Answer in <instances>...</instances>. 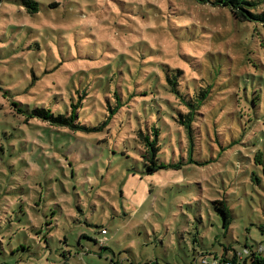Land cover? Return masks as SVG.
I'll use <instances>...</instances> for the list:
<instances>
[{
  "label": "rangeland",
  "instance_id": "1",
  "mask_svg": "<svg viewBox=\"0 0 264 264\" xmlns=\"http://www.w3.org/2000/svg\"><path fill=\"white\" fill-rule=\"evenodd\" d=\"M36 1L31 13L21 0H0V108L26 128L13 102L54 111L81 102L76 122L110 123L90 132L54 127L53 153L40 152L37 191L28 190L30 201L44 190L52 205L25 217L21 222L34 226L13 233L10 244L4 239L0 264H111L113 254L95 253L94 239L82 238L91 251L79 241L82 232L99 238L102 224L120 264H204L195 251L213 248L233 259L246 245L264 246V25L197 0ZM167 76H177L180 95L169 90ZM202 95L191 137L180 114L192 110L184 100ZM154 123L162 129L159 157L185 164L128 177V167L142 168L130 137L139 124ZM61 129L71 133L59 135ZM15 132L1 136L0 171L4 164L8 172L12 164L20 168L6 150ZM92 158L94 173H87ZM5 187L11 189L0 178V194ZM215 199L232 210L227 229ZM44 211L57 223L48 241L36 229ZM21 243L26 249L13 251Z\"/></svg>",
  "mask_w": 264,
  "mask_h": 264
},
{
  "label": "trees",
  "instance_id": "2",
  "mask_svg": "<svg viewBox=\"0 0 264 264\" xmlns=\"http://www.w3.org/2000/svg\"><path fill=\"white\" fill-rule=\"evenodd\" d=\"M201 3H211L215 6H226L231 8L234 15L237 19L240 20H250V21H260L264 25V10H260L259 6L264 3V0H197ZM22 4H19L23 6L24 4L33 10L31 13H35L38 11V4L39 2L36 0H21ZM24 3V4H23ZM24 5V6H25ZM29 11V10H28ZM30 12V11H29ZM107 78V81H112V76H105ZM152 77V76H151ZM168 81V87L171 92L174 94L180 95L179 90L177 88L178 82H177V76H167ZM8 92H5V94ZM147 93V92H146ZM115 94H118L117 92ZM205 98L204 95H202V98L198 99L195 103L191 100H184L188 106L192 110H190L187 114H180L181 120L180 122L183 125H186V128L188 130L189 135L192 137V122L194 119V115L196 113V109L199 107V103ZM116 101L118 102L117 107L119 108L122 105L120 96H116ZM80 103H70L68 106L66 103H64V108L62 111L57 110L54 111L50 106L46 105H37V103H25L23 105H19L16 102H13V106L16 107L17 111L20 112L29 122L28 124L24 122L25 127L19 123L20 121L11 114H8L5 110L0 108V142H2L1 136L6 137L13 128L14 130H18V132L13 133L15 136L12 138H8L10 142H13L14 144H9L6 146H3V149L6 147V150L10 153V161L15 163L17 167H20L19 169L12 168V165L10 166L12 170L9 172L6 171L4 168L6 164L1 168L3 169L0 171V178L4 181L8 182V187L11 189H8L7 187L2 188V193L0 194V210L3 211L4 216L7 214L10 216H6L4 220L0 218V226L1 224L5 223L10 225V230L4 233L2 230H0V247H3L5 244V240L8 241L7 243L12 242V236L13 233H20L22 230H26L27 228L33 227L32 223H22L23 220H25V217L30 220L31 214L36 213L40 210L42 203L46 206V202L43 201V191L42 195L40 193L39 196L36 195V199H33L30 201L31 192L28 190H33L34 192L37 191V182H34V180H37L38 174L41 172V170L37 169L38 167V160L40 152L42 151L45 154L53 153V146H51L52 143V135L54 131H57L55 126L63 127V128H72L74 130H82V131H102L106 128V126L110 123L108 120H105L103 123H97V124H91L90 127L81 124L80 122H76L78 119L81 118V110L80 109ZM34 105V106H33ZM1 106V104H0ZM116 108V110L118 109ZM8 116V118H6ZM5 119H10L11 122L6 121ZM33 119L45 121L48 124L42 125L38 123L31 122ZM10 124H12L10 127H8ZM151 125V124H150ZM149 124H146L145 126L139 124L138 128L134 130L133 136L130 138H133L135 141V148L137 150V153L140 155L141 162H142V168L139 162H137V166L135 167H128V177L130 176H137L139 172L146 176H151L156 173H159L161 170H179L182 168V165L185 164L182 161L180 162H168L164 161L159 157V154L162 150V145L160 143L161 139V133L162 129L160 128L159 123H154L150 126ZM18 126V127H16ZM39 129V130H37ZM108 133L110 132L112 134V131L110 128L107 129ZM66 133H71L68 130H58L59 135H64ZM109 133V135H111ZM61 137V136H60ZM20 145V146H19ZM19 146V147H17ZM63 147V145H62ZM50 150V152H49ZM56 150V149H55ZM57 153V152H56ZM71 153V151H70ZM16 154V156H15ZM3 155L1 159H5L6 157ZM69 157V155H68ZM83 159V157H81ZM81 159L77 160L78 162L81 161ZM69 160V159H68ZM96 159H89L85 160V171L87 173H92L94 170L91 168L89 164H94ZM139 161V160H138ZM69 162L73 163L71 160ZM77 162V163H78ZM189 162H193L192 159H189ZM2 163V162H1ZM70 163V165H72ZM76 163V164H77ZM77 166L79 168H82V163H78ZM22 169H25L24 171H20ZM97 172H101L99 170V167L97 166ZM94 173V172H93ZM140 174V176H141ZM11 177V179L9 178ZM141 176V177H142ZM139 177V176H138ZM132 178V177H131ZM140 178V177H139ZM259 180V178H255ZM35 183V184H33ZM121 192L124 194L123 186H121ZM10 194H13L11 196V199L8 198ZM29 200V201H28ZM212 204L216 211L223 216V227L227 229L233 221V214L232 210L227 204V201L225 199H215L212 201ZM43 205V206H44ZM50 203L47 206H51ZM18 209V210H17ZM48 210H52L51 214L56 213V211H53V209L49 208ZM47 211H44L43 217L40 218V225L41 228H36L37 233L43 232V235L39 238L41 241L42 239L45 241H48L49 233L52 231V229L57 226L53 222L54 217H50L51 215H47ZM16 215V219H12L13 216ZM55 220V219H54ZM17 221H19L17 223ZM22 221V222H21ZM21 223V224H20ZM50 224H52L50 226ZM23 226V227H22ZM50 226V228L48 227ZM99 227V232L101 236L99 238H93L88 233L82 232L80 234V245H82L85 249L86 246L82 244V238H86L87 240L94 239L96 243L99 244V250L95 251V253L102 255L104 251H109L113 254V257L110 259L111 264H120L119 261H116L114 257H117L116 252L113 250L112 247H110L108 244V241H105L103 236H105L107 233H109L108 228L106 225H97ZM52 228V229H51ZM106 229L107 232L103 233L102 230ZM48 230L50 232H48ZM262 234L264 235V226L261 227ZM65 242V241H64ZM247 244V243H246ZM28 245L21 243L16 248H13V251L16 249H19L20 247L23 248V250L26 249ZM227 251V247H224ZM230 248H232L230 246ZM83 249L82 251H85ZM80 251V252H82ZM87 251H91V249H88ZM198 255V258L202 260V263L204 264H211L215 261H217V264H241L242 262L244 264H249L248 260L251 259L252 264H264V246L262 243L258 245L256 249H249L246 245V247L242 251H236L235 257L233 259L227 258V257H220L217 255L216 251L213 248L209 249H201L200 251H195ZM196 255V256H197ZM212 257V259H210ZM49 261V260H47ZM51 264H56V262H50ZM157 263V262H156ZM148 264H150L148 262ZM161 264V263H160Z\"/></svg>",
  "mask_w": 264,
  "mask_h": 264
},
{
  "label": "built area",
  "instance_id": "3",
  "mask_svg": "<svg viewBox=\"0 0 264 264\" xmlns=\"http://www.w3.org/2000/svg\"><path fill=\"white\" fill-rule=\"evenodd\" d=\"M102 232H103V233H106L107 230H106V229H103ZM211 264H217V261H215V262H213V263H211Z\"/></svg>",
  "mask_w": 264,
  "mask_h": 264
},
{
  "label": "crops",
  "instance_id": "4",
  "mask_svg": "<svg viewBox=\"0 0 264 264\" xmlns=\"http://www.w3.org/2000/svg\"><path fill=\"white\" fill-rule=\"evenodd\" d=\"M107 235V234H106ZM111 240V239H110ZM51 264V263H50Z\"/></svg>",
  "mask_w": 264,
  "mask_h": 264
}]
</instances>
